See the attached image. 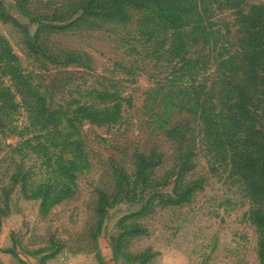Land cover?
<instances>
[{
	"label": "rangeland",
	"instance_id": "rangeland-1",
	"mask_svg": "<svg viewBox=\"0 0 264 264\" xmlns=\"http://www.w3.org/2000/svg\"><path fill=\"white\" fill-rule=\"evenodd\" d=\"M197 1L221 32L234 19L228 7L264 5ZM109 5L0 0V35L57 111L47 130L27 126L22 96L0 67V82L21 103L0 121V264H258L254 204L181 101L188 82L177 78L161 26L146 9L103 20ZM189 39L191 56L220 51V40ZM63 132L83 150L70 181L57 172ZM38 140L46 150L32 147Z\"/></svg>",
	"mask_w": 264,
	"mask_h": 264
},
{
	"label": "trees",
	"instance_id": "trees-1",
	"mask_svg": "<svg viewBox=\"0 0 264 264\" xmlns=\"http://www.w3.org/2000/svg\"><path fill=\"white\" fill-rule=\"evenodd\" d=\"M109 2V7L99 13L103 20L121 21L126 18L128 8L146 9L153 16L151 21L161 26L169 42L167 51L175 56L177 78L185 76L188 82L180 89L181 101L190 103L186 108L200 120L204 144L220 155V160L229 161L254 204L251 218L258 232L256 253L258 264H264V5L228 7L234 19L232 23H223L221 32L207 16L209 5L197 0ZM188 39L191 42L200 39L210 45L220 40V51L213 54L212 49L201 56H191L186 46ZM206 66L213 67L202 83L195 82L198 70ZM0 67L13 81L15 92L22 96L32 122L27 126L37 132L47 130L57 111L45 105L42 95L21 73L15 55L1 35ZM20 104L14 101V92L0 82V121ZM64 120L70 124L67 117ZM24 140L30 143V139ZM43 144L38 140L32 147L43 151L47 149ZM59 148L57 172L70 181L81 166L82 146L72 133L63 132ZM144 163L146 158L140 156L138 173Z\"/></svg>",
	"mask_w": 264,
	"mask_h": 264
}]
</instances>
